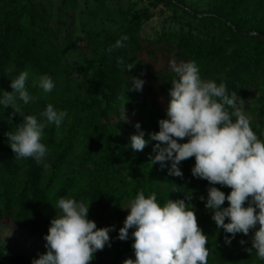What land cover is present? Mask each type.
Masks as SVG:
<instances>
[{
	"label": "trees",
	"instance_id": "trees-1",
	"mask_svg": "<svg viewBox=\"0 0 264 264\" xmlns=\"http://www.w3.org/2000/svg\"><path fill=\"white\" fill-rule=\"evenodd\" d=\"M0 3V89L11 91L10 79L27 71L26 89L35 100L18 101L22 112L38 120L48 104L67 112L59 128L50 124L44 129L42 143L48 153L38 164L32 158L15 159L5 133L23 117L12 115L10 121L12 108L0 106V225L8 224L45 244L43 237L57 214L53 206L59 198L91 202L88 218L97 228L111 230L110 241L90 264H123L125 259H135L134 229H129L125 241L117 238L119 229L129 200L143 190L146 196L156 193L161 206L168 199H183L194 206L199 227L208 236V264H264L255 250L252 254L245 250L251 247L255 229L247 236L237 233L230 244L225 243V236L231 234L218 229L212 210L205 208L212 185L191 173L195 158L181 162L182 177L170 175V162L166 168L153 163L157 142L148 135L158 132L159 120L167 118L169 89L176 78L169 60L175 58L195 61L202 79L223 82L230 92L235 91L252 117L253 131L264 139V0H210L200 14L186 7L185 0H153V7L179 9L195 27L184 25L146 42L140 39V30L149 16L126 11L121 13L118 31L91 35L90 57L74 63L66 57L74 47L72 0H58L57 16L66 23L50 24L44 0ZM124 35L129 37L124 47L109 53L107 49ZM118 57L124 66L117 64ZM129 63L136 66L127 71ZM12 66L15 71L9 73ZM38 75L51 77L55 84L51 92L32 86ZM132 77L145 82L142 91H127ZM124 95V100L119 99ZM137 122L149 140L143 151L133 150L130 143V133L138 131ZM215 186L226 195L231 191ZM227 206L225 201L223 207ZM32 261L23 252L0 245V264Z\"/></svg>",
	"mask_w": 264,
	"mask_h": 264
},
{
	"label": "clouds",
	"instance_id": "clouds-1",
	"mask_svg": "<svg viewBox=\"0 0 264 264\" xmlns=\"http://www.w3.org/2000/svg\"><path fill=\"white\" fill-rule=\"evenodd\" d=\"M128 39L127 35L122 36L107 51L124 47L123 41ZM117 64L124 66L122 57L117 58ZM135 66L129 63L125 67L130 71ZM169 67L176 78L169 89L167 118L159 120L158 132L148 134L150 140L157 142L153 146V163L164 166L170 162L169 174L182 177L179 165L194 157L192 175L212 185L207 189L205 208L212 210L211 219L217 228L231 234L225 236V243L230 244L237 233L247 236L255 229L251 247L245 250L249 254L255 250L257 258L264 260V139L253 131L244 101L235 91L230 92L225 83L202 79L195 61L177 62L173 58ZM7 71H15V66ZM28 78L27 71L11 78V91L0 89V106L12 108L10 121L12 115L23 117L14 130L5 133L15 159L32 158L39 164L48 153L42 143L44 129L50 124L59 128L67 112L48 104L40 113L42 120L25 115L18 101L28 104L35 100L26 89ZM144 83L139 77H132L127 91H142ZM32 86L49 93L55 84L48 75H38ZM119 99L124 100L125 95ZM124 111L123 120L127 122ZM134 127L138 131L130 136L131 147L143 151L149 140L144 138L139 122ZM185 139L187 142H180ZM215 185L231 191L226 195ZM225 201L227 207H223ZM90 203L65 197L56 201L53 207L57 214L43 237L47 251L32 264H90L94 254L110 241L111 230L97 228L95 221L88 218ZM126 208L130 211L117 238L127 240L129 229H134L131 236L135 259H125L123 264H208V236L199 227L193 205L183 199H168L161 206L156 193L146 196L141 190Z\"/></svg>",
	"mask_w": 264,
	"mask_h": 264
},
{
	"label": "rangeland",
	"instance_id": "rangeland-1",
	"mask_svg": "<svg viewBox=\"0 0 264 264\" xmlns=\"http://www.w3.org/2000/svg\"><path fill=\"white\" fill-rule=\"evenodd\" d=\"M74 2L71 14L73 16L74 47L66 57L69 63L78 62L80 59H88L90 57L88 49V38L95 33L117 32L122 21L121 13L134 10L142 12L149 16V20L145 21L140 30V39L142 41H153L159 38L160 34L167 31H174L184 25H195L186 19V16L179 9L173 7H164L158 5L153 7V0H98L100 6L97 8L96 0H72ZM210 0H185L186 7L196 10L198 14L206 11V4ZM3 4L0 3V7ZM44 7L49 16L48 23L65 22L62 18H58V0H44ZM137 134V133H130ZM184 141V140H183ZM181 142V141H180ZM182 143V142H181ZM160 168H166L167 163ZM129 209H126L127 215ZM0 245L4 248L14 249L23 252L32 260L38 259L40 255L46 253L45 244L36 239H31L23 231H15L8 224L0 225Z\"/></svg>",
	"mask_w": 264,
	"mask_h": 264
}]
</instances>
